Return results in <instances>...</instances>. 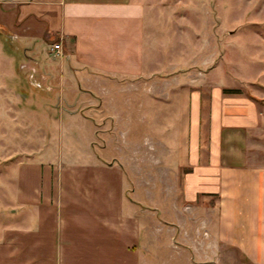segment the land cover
Here are the masks:
<instances>
[{"label": "crops", "instance_id": "1", "mask_svg": "<svg viewBox=\"0 0 264 264\" xmlns=\"http://www.w3.org/2000/svg\"><path fill=\"white\" fill-rule=\"evenodd\" d=\"M146 9L142 0H0V26L43 79L52 72L39 69L38 52L61 43L57 81L74 96L85 92L74 89L73 81L92 86L95 73L123 78L149 67L158 71L157 62H147ZM205 85V94L182 88L188 140L176 220H158L157 232L148 233L140 197L128 196L129 190L142 194V187L129 189L124 163L106 160L99 166L121 173L118 220L110 216V186L64 185L62 172L41 164L38 183H31L30 174L19 179L11 209L19 222L0 227V264H162L171 256L181 264H222L224 252L236 264H264V164L250 157L263 130V106L256 101L261 96ZM149 153L150 165L160 164L152 147ZM173 164L165 168L174 170Z\"/></svg>", "mask_w": 264, "mask_h": 264}, {"label": "rangeland", "instance_id": "2", "mask_svg": "<svg viewBox=\"0 0 264 264\" xmlns=\"http://www.w3.org/2000/svg\"><path fill=\"white\" fill-rule=\"evenodd\" d=\"M142 1L147 8V62H157L158 71L149 67L140 76L123 78L95 73L92 86L73 81L74 89L85 92L74 96L60 88L61 62L55 52H38L43 60L39 69L48 66L52 72V78L43 79L17 48L18 41L0 26V227L19 222L11 211L19 179L23 182L30 174L31 183H38L41 164L47 171L54 165L62 172L64 185L110 186V216L118 220L121 173L99 167L108 160L124 163L129 189L142 187V194L128 189V196L140 197L144 227L156 233L158 220H176L173 207L183 205L188 140L184 89L205 94V84L238 87L241 95H260L253 99L264 112V0ZM172 78L175 85L167 84ZM262 126L250 150L251 159L260 164L264 122ZM151 147L160 164L150 165ZM138 148L142 151L137 153ZM175 162L179 169L177 164L174 170L165 168ZM50 179L46 174L45 183ZM162 234L169 240L167 229ZM224 253L222 264H236ZM168 259L162 264H181L177 257Z\"/></svg>", "mask_w": 264, "mask_h": 264}, {"label": "built area", "instance_id": "3", "mask_svg": "<svg viewBox=\"0 0 264 264\" xmlns=\"http://www.w3.org/2000/svg\"><path fill=\"white\" fill-rule=\"evenodd\" d=\"M56 55H60L62 52V45L61 43H55L51 48Z\"/></svg>", "mask_w": 264, "mask_h": 264}, {"label": "trees", "instance_id": "4", "mask_svg": "<svg viewBox=\"0 0 264 264\" xmlns=\"http://www.w3.org/2000/svg\"><path fill=\"white\" fill-rule=\"evenodd\" d=\"M233 91V92H236L237 90H235V89H228V90H225V91Z\"/></svg>", "mask_w": 264, "mask_h": 264}]
</instances>
